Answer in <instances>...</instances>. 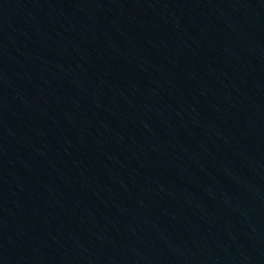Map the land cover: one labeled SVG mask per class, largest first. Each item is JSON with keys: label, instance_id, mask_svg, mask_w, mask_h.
<instances>
[{"label": "water", "instance_id": "water-1", "mask_svg": "<svg viewBox=\"0 0 264 264\" xmlns=\"http://www.w3.org/2000/svg\"><path fill=\"white\" fill-rule=\"evenodd\" d=\"M0 264H264V0H0Z\"/></svg>", "mask_w": 264, "mask_h": 264}]
</instances>
